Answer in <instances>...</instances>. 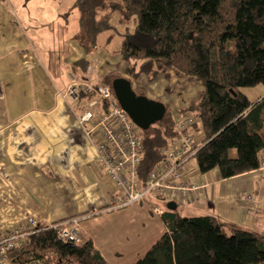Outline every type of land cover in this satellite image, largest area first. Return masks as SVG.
<instances>
[{"label": "trees", "instance_id": "16d2710c", "mask_svg": "<svg viewBox=\"0 0 264 264\" xmlns=\"http://www.w3.org/2000/svg\"><path fill=\"white\" fill-rule=\"evenodd\" d=\"M74 6L85 52L117 20L125 27L120 53L140 72L174 74L201 84L199 99L181 110L182 116L194 115L190 127L202 131L203 143L194 155L201 173L217 169L227 179L264 165V94L251 100L242 90L264 85V0H76ZM91 63L83 57L72 69ZM112 73L100 80L111 89L121 76ZM178 121L167 110L161 121L142 130L138 176L143 184L163 158L161 149L176 135ZM156 199L165 203L160 218L167 230L132 264H264L263 234L216 214L184 216L179 204L170 210L166 197ZM9 264L109 263L91 238L64 242L55 229L38 224L10 252Z\"/></svg>", "mask_w": 264, "mask_h": 264}, {"label": "crops", "instance_id": "0c3cea01", "mask_svg": "<svg viewBox=\"0 0 264 264\" xmlns=\"http://www.w3.org/2000/svg\"><path fill=\"white\" fill-rule=\"evenodd\" d=\"M22 57L28 72L32 63L28 55ZM83 57V50H70L64 64H51L54 80L45 68L39 70L40 80L29 78L8 88L0 75V236L29 217L49 226L79 216L81 236L91 238L109 264H132L167 230L151 209L153 204L163 209L165 203L150 196L140 204L109 209L116 198L114 187L98 162L96 136H88L78 120L87 98L62 96L71 76L82 80L89 74L101 80L103 74L93 63L72 69ZM48 80L51 88L46 91ZM230 155L237 157V150ZM182 178L185 186L203 185L185 189L177 200L167 199L182 206V215L216 214L264 235V165L223 179L217 169L201 173L192 159ZM244 194L253 195L252 205L241 200Z\"/></svg>", "mask_w": 264, "mask_h": 264}, {"label": "built area", "instance_id": "2783aa9c", "mask_svg": "<svg viewBox=\"0 0 264 264\" xmlns=\"http://www.w3.org/2000/svg\"><path fill=\"white\" fill-rule=\"evenodd\" d=\"M71 84L62 94L64 98L79 100L82 94H92L86 106L79 113L78 120L90 137L96 136L98 162L106 179L114 187L116 198L109 209L122 208L154 198L166 197L177 200L186 190L201 189L203 185L194 183L185 186L182 182V170L203 143L202 131L190 127L194 115H183L176 126V135L169 139L161 149L163 158L152 168L146 184L138 176V167L144 157L142 130L118 104L111 87L87 75L79 80L71 76ZM247 205L255 198L251 194L240 196ZM151 209L160 215L163 209L151 205ZM80 217H71L50 224L56 230L60 240L81 243ZM38 222L29 217L16 223L0 236V264H9V254L25 235L30 233Z\"/></svg>", "mask_w": 264, "mask_h": 264}, {"label": "rangeland", "instance_id": "374dc122", "mask_svg": "<svg viewBox=\"0 0 264 264\" xmlns=\"http://www.w3.org/2000/svg\"><path fill=\"white\" fill-rule=\"evenodd\" d=\"M75 2L76 0H0V75L8 88L17 81L26 82L29 78L40 80L39 70L45 68L49 70V79H56L49 69L51 64H64L68 51L76 53L79 49L83 50L84 57L99 69L101 75L113 72L112 74L126 77L137 93L164 103L176 119L182 117L183 108L199 99L202 86L198 81L180 79L174 74L167 76L158 73L149 76L139 71L138 64L124 59L120 47L125 27L117 20L112 22L113 29L92 40L91 52H85L79 40L82 25ZM130 27L133 29L134 24ZM85 35L89 36L86 32ZM23 55H28L32 63V69L28 72L27 66L23 65ZM135 71L136 75L133 73ZM50 80L47 81L46 91L51 88ZM22 88L26 89L24 85ZM242 90L250 99L255 100L264 93V85L245 87ZM179 209L182 210V206Z\"/></svg>", "mask_w": 264, "mask_h": 264}, {"label": "water", "instance_id": "95a60500", "mask_svg": "<svg viewBox=\"0 0 264 264\" xmlns=\"http://www.w3.org/2000/svg\"><path fill=\"white\" fill-rule=\"evenodd\" d=\"M112 90L118 104L141 130H148L166 114L167 108L164 103L137 93L126 77H116L112 81ZM166 207L175 210L178 204L175 200H169Z\"/></svg>", "mask_w": 264, "mask_h": 264}]
</instances>
